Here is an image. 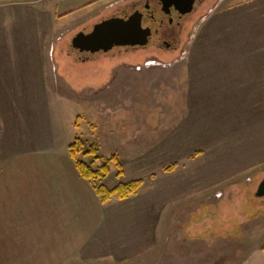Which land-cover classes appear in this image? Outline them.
Wrapping results in <instances>:
<instances>
[{
	"label": "rangeland",
	"instance_id": "1",
	"mask_svg": "<svg viewBox=\"0 0 264 264\" xmlns=\"http://www.w3.org/2000/svg\"><path fill=\"white\" fill-rule=\"evenodd\" d=\"M51 1L13 0L10 26L6 15L0 109L12 110L0 112V141L13 134L21 103L30 141L49 114L58 148L78 136L97 148L93 167L116 156L123 174L110 161L107 187L143 181L136 195L116 201L92 252L75 264L241 260L264 239V195H255L264 179V0H208L178 50L115 47L85 60L70 46L77 31L130 0H96L60 16ZM16 64L23 76L32 73L27 95L3 82ZM50 71L59 94L34 93L46 87L39 73Z\"/></svg>",
	"mask_w": 264,
	"mask_h": 264
},
{
	"label": "crops",
	"instance_id": "2",
	"mask_svg": "<svg viewBox=\"0 0 264 264\" xmlns=\"http://www.w3.org/2000/svg\"><path fill=\"white\" fill-rule=\"evenodd\" d=\"M12 1L0 0V32L3 31L2 26H6V15L9 16L10 26ZM93 1L96 0L51 2L58 9L54 14L60 16ZM14 70L9 79H5L6 74L2 73L3 82L18 95L29 94L28 80L32 73L25 70L26 77L23 76L21 64H16ZM37 78L42 84L45 81L46 87L34 90V93L54 91L59 94L60 78L55 73H39ZM2 97L4 103L9 101V96ZM2 106L4 109H0V112L6 116L5 111L12 109L8 105ZM16 110L20 116L18 113L15 119L10 118L13 121L10 125L11 129L14 128L13 134L10 135L11 130L6 135L3 133L0 141V264H75L78 254L92 252L87 247L93 239H100V232L108 226V211L117 212L114 205L118 200L112 198L103 204L99 201L92 184L81 177L75 161L69 155V143L66 145L67 141L64 142V149L55 146L53 130L47 122H50L49 114H46L47 120L43 115L42 126L36 124V127H42L41 136L30 141L26 114L24 118L21 116L26 107L20 103ZM5 116L1 120L7 126L9 120ZM32 142L36 146L29 148ZM157 222L159 224L158 220L155 224ZM263 243L264 239L233 264H264Z\"/></svg>",
	"mask_w": 264,
	"mask_h": 264
},
{
	"label": "flooded vegetation",
	"instance_id": "3",
	"mask_svg": "<svg viewBox=\"0 0 264 264\" xmlns=\"http://www.w3.org/2000/svg\"><path fill=\"white\" fill-rule=\"evenodd\" d=\"M208 0H130L124 4L115 2L111 4L112 12L101 16L97 22L106 18L127 19L133 13H139L142 17V26L149 32L146 44L133 46H117L125 49H147L175 51L183 44L187 35V27L193 22V18L202 10ZM189 9V11H186ZM88 30L80 29L88 33ZM71 46V44H70ZM72 48V47H71ZM115 48V47H113ZM112 48V49H113ZM110 49V50H112ZM72 50L82 59H90L94 54Z\"/></svg>",
	"mask_w": 264,
	"mask_h": 264
},
{
	"label": "water",
	"instance_id": "4",
	"mask_svg": "<svg viewBox=\"0 0 264 264\" xmlns=\"http://www.w3.org/2000/svg\"><path fill=\"white\" fill-rule=\"evenodd\" d=\"M186 11H189L187 9ZM149 32L142 26V17L133 13L127 19L106 18L97 22L88 33L79 31L71 40V47L80 52H107L117 46L146 44ZM256 197L264 195V179L255 192Z\"/></svg>",
	"mask_w": 264,
	"mask_h": 264
},
{
	"label": "trees",
	"instance_id": "5",
	"mask_svg": "<svg viewBox=\"0 0 264 264\" xmlns=\"http://www.w3.org/2000/svg\"><path fill=\"white\" fill-rule=\"evenodd\" d=\"M74 126L78 127L77 121L74 122ZM67 149L69 155L75 161V166L79 174L92 184L95 194L102 204L108 202L112 198L124 200L131 195H136L139 191V188L143 184L142 179L138 178L125 182H119L112 187H107L103 183V179L109 173L110 161H113L118 168L116 176L120 177L123 174L120 162L117 160L115 155L111 156L106 161L99 163L96 167H93L95 162L98 161L97 148L95 145L86 146L85 142L77 136L72 142L68 144ZM78 156H91L92 159L90 162H86L83 159H79ZM261 249L264 250V243L261 245Z\"/></svg>",
	"mask_w": 264,
	"mask_h": 264
}]
</instances>
